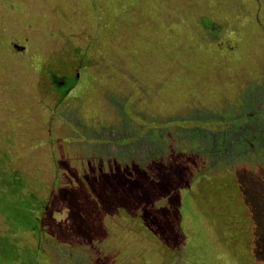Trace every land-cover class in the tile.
<instances>
[{
    "label": "rangeland",
    "instance_id": "obj_1",
    "mask_svg": "<svg viewBox=\"0 0 264 264\" xmlns=\"http://www.w3.org/2000/svg\"><path fill=\"white\" fill-rule=\"evenodd\" d=\"M260 90L264 0H0V264H264V153L216 165L185 135L252 129ZM118 129L164 158H99Z\"/></svg>",
    "mask_w": 264,
    "mask_h": 264
},
{
    "label": "trees",
    "instance_id": "obj_2",
    "mask_svg": "<svg viewBox=\"0 0 264 264\" xmlns=\"http://www.w3.org/2000/svg\"><path fill=\"white\" fill-rule=\"evenodd\" d=\"M205 21L206 20H203V21L201 20L200 26L203 27L204 29L208 30L210 33V31L214 30L213 25L210 21L208 23H205ZM208 35L211 36L210 34H208ZM50 78H51L53 85L54 86L57 85V88L59 89V94L61 95V100L66 96V94L68 92H70V90L73 88L74 84L76 83L75 77L56 79L55 76L51 75ZM69 79H71V83L69 84L68 88L61 92V89L65 86V81L69 80ZM61 83H62L63 87H60ZM260 91L261 92L257 91V93H255V94L253 92V96H256L259 94L258 99L254 98L253 96H249L248 101H247V105L249 107V110L253 109V107L257 108V104H260L261 102H263L264 93H262V90H260ZM253 103H255V104H253ZM247 108H246V110H247ZM241 111H242V113H239V116H240V120H242L243 123L242 122L239 123L238 127H240L243 124H246V126H249L250 124L247 122V120H250L254 127L264 129V120L262 119V120L257 121V119H259L258 117H256V115L258 114L257 112L256 113L252 112L251 115H248V117L246 118L243 114L245 109H241ZM118 112H120V115H122L123 118L125 117L119 109H118ZM241 115H243L245 119L244 118L241 119ZM125 119L126 118H124L123 121H125ZM224 122H225V120H224ZM227 122H229V121H227ZM126 124H128V123H126ZM253 126H252V129H250V130L246 129V132L240 131L241 132L240 133L239 129H238L239 133H235V132H233V129L231 127H229V129L224 130V131L222 130V131L218 132L217 134H216V132H212V131H205L204 132L205 127H201L202 128V130H201V129H199V126H194V129H191V130L185 132V135L194 144L197 141H199V143L201 142V145H200L201 147L198 148L196 145V148L192 150L193 152L200 151V152L204 153L207 158H210V159H212L215 156L217 158V161L215 163L214 162L215 160L213 159L212 163L219 165L220 163H222V161L225 160L226 156L233 157L234 155H237V153L242 154L244 151L245 152L248 151V154H249V150L251 147H254L255 152L261 151L264 153V139L259 137V136H255V135H253V133H251L252 131H254ZM201 131H203V132H201ZM235 131L237 132V130H235ZM254 133H258V132L255 131ZM263 133H264V131H263ZM114 134L116 136L111 137V139L107 138L108 140H103V139L100 140V139H96V138L87 139L88 141H91V142L101 141L100 143L104 145V149H103L104 151L102 153H99L100 154L98 156L99 158H106V159L107 158H114L121 163H129V164L134 162V164L138 168H140V167L144 168L146 165L156 164L157 159L158 158L163 159L164 155L166 154L165 152H164V154L161 152V150L164 147L162 146L161 139L159 137H157V134L154 131L143 133V135H139V133H137V134L130 133V134H127L124 136L123 133H121V131H119V129H118ZM102 141H103V143H102ZM180 141L182 142V140H180ZM95 147L100 148L99 146L94 145V146H92L93 150ZM171 150L175 156L178 153H181V152H178V150H173V149H171ZM168 154H169V152H168ZM201 174L197 176V179L207 178L206 175H204L203 173H201ZM125 179H126V182L128 183V179L127 178H125ZM229 181H231V180H229L227 178L224 180L223 183L222 182H220V183L214 182V183L216 185L220 184L223 187H227V185H228V187H230V186H232V184H230ZM226 183H228V184H226ZM15 185L17 186V180H15ZM234 190H235V188H234ZM207 194H210L209 189L207 187H200V191L198 193V195L200 197H198L197 200L200 199V201H202V203H204L203 199L206 201L208 200ZM239 204H240V201H239ZM24 209H25V213L26 212L34 213L35 211L37 212V209H35V206L32 207L31 203H30V205L27 203L24 204ZM17 211H19L18 213H20V214L22 213L19 208ZM17 211H16V213H17ZM205 216H207V218L210 221H212L211 223L213 224V218H212L211 214L207 213ZM33 217L34 216L31 215V218L26 217L25 221H23V223L26 224V227L28 229L34 227V222L36 221L37 217H35V218H33ZM139 220L142 221V222L141 221H137V222L140 224V228L143 227L142 230L140 229L141 231H143V233H145L146 230H147L146 233H149L151 231V228L149 229V225L152 228H153V223L156 225V222L152 221L151 219H150L151 222L147 221V222H149V225L147 224V222L145 224V222L142 219H139ZM9 225H11V227H13V228H22L18 224L15 227V223H10ZM241 235H242V233H240V235H237V236H241ZM41 241H42V237H40V243H41ZM232 247H233V245H231V248ZM40 252H42V251H40ZM233 255L235 256V259L237 260L238 264H247V262L243 259L242 256H240L238 254V252L236 250H233Z\"/></svg>",
    "mask_w": 264,
    "mask_h": 264
},
{
    "label": "flooded vegetation",
    "instance_id": "obj_3",
    "mask_svg": "<svg viewBox=\"0 0 264 264\" xmlns=\"http://www.w3.org/2000/svg\"><path fill=\"white\" fill-rule=\"evenodd\" d=\"M60 86H62V83H61V85H60ZM258 120H262V119H257V121H258Z\"/></svg>",
    "mask_w": 264,
    "mask_h": 264
},
{
    "label": "water",
    "instance_id": "obj_4",
    "mask_svg": "<svg viewBox=\"0 0 264 264\" xmlns=\"http://www.w3.org/2000/svg\"><path fill=\"white\" fill-rule=\"evenodd\" d=\"M18 50H21L20 48H17Z\"/></svg>",
    "mask_w": 264,
    "mask_h": 264
}]
</instances>
